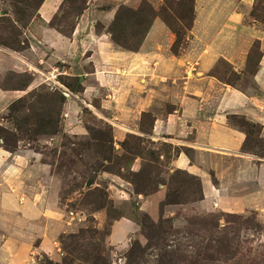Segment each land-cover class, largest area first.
Returning a JSON list of instances; mask_svg holds the SVG:
<instances>
[{
    "label": "rangeland",
    "instance_id": "1",
    "mask_svg": "<svg viewBox=\"0 0 264 264\" xmlns=\"http://www.w3.org/2000/svg\"><path fill=\"white\" fill-rule=\"evenodd\" d=\"M39 2L0 0V48L17 50L20 41H27L23 31L31 39L30 23L32 33L39 37L42 31L36 16ZM148 2L157 9L162 6L159 15L169 25L166 27L173 35L172 41L175 40L169 45L159 36L156 38H161L159 48L174 54L187 49L192 39L189 24L193 0H87L79 31L82 28L87 32L91 27V32L98 33L105 26L107 31L116 12L118 20L109 29L112 28L121 41L136 44L138 28L142 32L154 16ZM82 7V0H66L56 22L69 29L77 21ZM253 7L250 15L264 20V1L255 0ZM91 40L87 34L86 44ZM35 46L37 50L27 51L26 55L30 62L43 63L41 72L28 67L15 69L10 59L19 57L11 52L4 54V68L0 70V88L17 90L24 95L22 101L13 106L9 104L0 114V144L5 146L1 148L10 152L30 149L40 153V162L46 165L45 173L54 176L53 192L47 198L54 203L56 217L45 225L58 231L55 237L58 252L50 256L30 253L26 264H64V260L70 258L74 259L71 264H264V210L234 205L236 213H229L220 206L201 205L199 177L185 170L171 169L169 164L180 147L151 136L152 129L149 133L143 132L150 128L151 116L140 114V132L118 135L112 131L109 118L116 116L126 122L128 117L121 112L130 108L131 93L128 95L122 90L121 96L109 97V105L101 108V97L110 88L97 86L90 80L85 103L81 92L71 91L80 86L66 70L71 58L72 63L77 62L76 55L68 54L62 63L52 53L46 56L48 60L39 62L40 55H45L40 50L46 48L41 46L40 49L36 43ZM253 57L251 53L250 61ZM83 58L82 67L77 64L68 72L76 73V67L80 71L91 69L86 55ZM224 61L219 59L212 73L242 87ZM156 72V68L146 69L142 78L147 84L134 85L137 94L131 98L135 101L139 93H143L141 96H147L149 103L165 113L171 110L172 104L167 101L158 104L159 85L153 78ZM126 75L133 79L137 76ZM41 80L43 83L36 84ZM174 85L176 83L167 82L161 89L172 97L178 92ZM62 95L66 99L61 108ZM240 118L231 115L230 121L240 130L247 129L243 150L263 153L264 143L258 137L261 127ZM182 150L191 154L190 150ZM137 154L142 159L134 157ZM118 188L123 190L119 192ZM158 189L164 190L160 210L158 206L152 211V204L148 202L144 208L138 203L136 195L142 194L138 191L147 195ZM20 199L21 203L33 202L34 208L39 210L48 200L34 194V187L29 183L21 185ZM69 212H73V219ZM120 218H127L135 228L128 234L123 233L119 240L116 235L110 238L111 226Z\"/></svg>",
    "mask_w": 264,
    "mask_h": 264
},
{
    "label": "crops",
    "instance_id": "2",
    "mask_svg": "<svg viewBox=\"0 0 264 264\" xmlns=\"http://www.w3.org/2000/svg\"><path fill=\"white\" fill-rule=\"evenodd\" d=\"M61 1L43 0L36 9L42 30L39 37L32 33L30 23L28 32L31 39L23 31L22 35L27 41L23 39L21 50L0 48V70L4 68L5 55L11 52L19 57L12 56L10 59L15 69L28 67L29 70L41 72L40 65L43 63L30 62V57L26 55L27 51L36 49L35 43L40 49L41 46L46 48L40 50L45 55H40L39 62L48 60L46 56L53 53L54 58L64 63L67 55L73 53L77 62L72 63L71 58L66 70L67 74L80 77L85 103L88 102L87 85L90 80L97 86H108L111 90L101 97V108L109 105V97L121 96L122 90L127 91L128 95L131 93L130 108L121 112L128 117L126 122L116 116L109 118L113 132L118 135L137 130L140 132V114L151 112L154 117L151 136H157L181 149L170 160L171 169L185 170L199 177L201 205L209 208L220 206L229 213H236L232 208L234 205H247L262 212L264 150L261 154L243 150L247 135L230 121V116L234 115L258 124L261 127L258 137L264 143V20L250 15L255 0H194V17L189 30L192 39L188 48L179 54L164 52L162 47L159 48V39L164 38L170 45L173 35L158 17L136 51L113 45L110 34L105 31L106 26L98 33L91 32V27L84 32L81 28L83 21L79 31L80 23L85 18L83 12L71 36H64L49 25ZM112 15L110 13L109 16ZM87 34L92 38L88 45L85 42ZM159 36L161 38L156 40ZM36 53L39 54V50ZM251 53L254 56L252 61ZM83 55L90 61L91 69L80 71L76 67V73L68 72L77 64L82 67ZM219 59L230 64L237 74L236 81L242 87L212 73ZM149 67L157 69L153 78L155 84L159 85L156 92L158 104L165 101L172 104L168 112L157 110V105L149 103L147 96H141L143 93H139V99L135 101L131 98L137 94L134 85L147 84L142 76ZM126 74L137 76L133 79ZM167 82L176 83L173 87L178 88L172 97L161 89ZM97 93L95 89L94 95ZM20 94L17 90L0 88V114L14 99L22 96ZM129 120L136 121L129 123ZM1 147L0 264H26L30 253L53 255L58 252L55 239L58 231L45 224L56 217L53 214L54 203L47 198L53 192L51 185L54 176L45 173L46 165L40 162V153L30 149L10 152ZM182 149L190 150L191 154ZM26 183L34 187V194L48 199L43 203L42 210L34 208L33 202L21 203L20 188ZM122 190L118 188L119 192ZM163 191L158 189L147 195L138 194V203L143 207L148 202L152 204V211L156 210ZM127 220L120 218L113 222L110 238L116 235L119 240L123 233L134 230L135 226Z\"/></svg>",
    "mask_w": 264,
    "mask_h": 264
},
{
    "label": "trees",
    "instance_id": "3",
    "mask_svg": "<svg viewBox=\"0 0 264 264\" xmlns=\"http://www.w3.org/2000/svg\"><path fill=\"white\" fill-rule=\"evenodd\" d=\"M42 1L43 0H40V2H39V4H38V6H37V8L39 7V5L42 3ZM65 1L66 0H63L62 1V3H61V5H60V7H59V10H58V12L52 17V19L50 20V22H49V25L51 26V27H53V28H55L58 32H60L61 34H63L64 36H71V34H72V32H73V30H74V27H75V24H76V20H75V22L72 24V26L68 29V28H65L64 26H62L60 23H58V22H56V19L58 18V16L60 15V13H61V10H62V8H63V6L65 5ZM194 1V0H193ZM264 1V0H263ZM82 2H83V7H82V10L77 14V18L82 14V12H83V10L84 9H86V7H87V0H82ZM149 3V2H148ZM150 4V6H151V11H152V13H153V18L151 19V21L149 22V24L148 25H146V27L144 28V30L142 31V32H140L139 31V29L140 28H138V31H137V36H138V40H137V43L136 44H127L126 42H123V41H121L120 39H119V37L115 34V32L113 31V29L112 28H110L109 29V26L110 25H113L117 20H118V18H117V16H116V12L114 13V17H113V20L111 21V23L109 24V26L107 27V32L110 34V38H111V40L117 45V46H119L120 48H123V49H125V50H130V51H136V50H138L139 49V47H140V45L142 44V42H143V40H144V38H145V36H146V34H147V32H148V30H149V28H150V26H151V23H152V21L157 17V15H159V13H160V9H162V6L159 8V9H157V8H155L154 6H153V4L150 2L149 3ZM122 8H123V6H122ZM254 8V7H253ZM253 10V9H252ZM191 12H192V15H191V19H190V24H189V28L191 27V24H192V22H193V14H194V7L192 6V9H191ZM159 17H160V15H159ZM76 18V19H77ZM161 18V17H160ZM161 20L165 23V25L168 27L169 25L166 23V21H164L162 18H161ZM144 26V25H143ZM169 28V27H168ZM135 35V36H136ZM176 35H177V33H176ZM175 41V40H174ZM173 41V42H174ZM23 41H20L19 42V45L20 46H18L19 48L17 49V50H20V48H22V43ZM171 47H174V44L173 45H171ZM224 61V60H223ZM224 62H226V61H224ZM227 64H228V62H226ZM229 65V67H230V69H231V71L233 72V73H235L236 74V72L231 68V66H230V64H228ZM226 73V72H225ZM226 74H228V73H226ZM217 76H218V78H220V79H222V80H229V79H227V77H224V76H221V75H218L217 74ZM228 76V75H227ZM72 77L73 78H75V80H76V82L79 84V86H80V88L78 89V90H73V89H71V91L73 92V91H76L77 93H79V92H82L83 91V85H82V83H81V79H80V77H78V76H73L72 75ZM236 78H237V74H236ZM227 82H230V81H227ZM75 92V93H76ZM63 94V93H62ZM23 98H24V95L23 96H21V97H19V98H17V99H15L13 102H11L10 103V105H12V104H16V103H19L20 101H22L23 100ZM60 99H61V108H62V104H63V102L65 101V99H66V97H64L63 95L60 97ZM14 104V105H15ZM9 105V106H10ZM13 106V105H12ZM142 114L143 115H149V116H151L152 117V120H151V124H150V128L148 129H146V131H143V132H146V133H149V132H151V129H152V124H153V121H154V117H153V114H151L150 112H146V111H144V112H142ZM240 118V117H239ZM240 119H242L243 121H245L246 123H249V124H253V123H250L249 121H247V120H245L244 118H240ZM253 125H255V124H253ZM141 129V128H140ZM247 129H243V131L246 133V135H247V137H248V132L246 131ZM109 134H110V140H111V136H112V134H111V128L109 127ZM4 143H6V142H4ZM111 143H112V140H111ZM7 144V143H6ZM0 145H2V146H4L3 144H0ZM5 147V146H4ZM140 154H137V155H135L134 157H139V158H141V156H139ZM160 155V154H159ZM159 155H158V158H159ZM134 159V158H133ZM142 159V158H141ZM132 163V162H131ZM199 180V179H198ZM199 183H200V180H199ZM134 190H136L135 188H134ZM137 191V190H136ZM135 191V192H136ZM138 193H142V194H144L143 192H139L138 191ZM200 196L202 197V191H201V187H200ZM73 258H70V259H68V260H64V264H71L72 262H73Z\"/></svg>",
    "mask_w": 264,
    "mask_h": 264
},
{
    "label": "built area",
    "instance_id": "4",
    "mask_svg": "<svg viewBox=\"0 0 264 264\" xmlns=\"http://www.w3.org/2000/svg\"><path fill=\"white\" fill-rule=\"evenodd\" d=\"M69 213H70L69 215H70L71 219H73V218H74V216H73V215H74L73 212H69Z\"/></svg>",
    "mask_w": 264,
    "mask_h": 264
}]
</instances>
